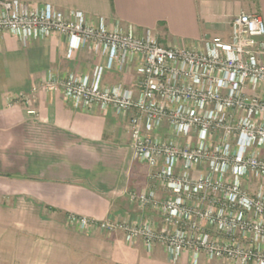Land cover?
Masks as SVG:
<instances>
[{"label":"built area","instance_id":"built-area-1","mask_svg":"<svg viewBox=\"0 0 264 264\" xmlns=\"http://www.w3.org/2000/svg\"><path fill=\"white\" fill-rule=\"evenodd\" d=\"M26 44L59 34L65 57L88 48L92 72L50 78L74 110H112L127 121L132 159L145 186L128 194L133 219L68 216L80 232H120L147 252L161 246L171 264L184 255L228 264H264V23L240 13L229 37L192 48L163 47L155 33L108 29L79 11L0 0V33ZM133 83H103L106 72ZM25 96L16 100L23 101Z\"/></svg>","mask_w":264,"mask_h":264},{"label":"crops","instance_id":"crops-1","mask_svg":"<svg viewBox=\"0 0 264 264\" xmlns=\"http://www.w3.org/2000/svg\"><path fill=\"white\" fill-rule=\"evenodd\" d=\"M3 1L79 11L110 30L150 29L166 48L227 40L229 21L240 13L264 23V0ZM66 47L59 34L23 44L0 33V264H171L159 245L147 252L120 232L83 233L66 223L71 215L133 219L137 209L128 194L147 182V171L132 159L125 118L110 109L74 110L60 89L46 87L50 78L90 73L103 62L88 48L66 59ZM133 79L132 70L106 72L103 83L130 86ZM176 264H191L190 257ZM199 264L228 263L201 258Z\"/></svg>","mask_w":264,"mask_h":264},{"label":"rangeland","instance_id":"rangeland-1","mask_svg":"<svg viewBox=\"0 0 264 264\" xmlns=\"http://www.w3.org/2000/svg\"><path fill=\"white\" fill-rule=\"evenodd\" d=\"M144 167H145V166L142 165L143 172L145 173L147 170H146V168H144ZM144 176H145V174H144Z\"/></svg>","mask_w":264,"mask_h":264}]
</instances>
